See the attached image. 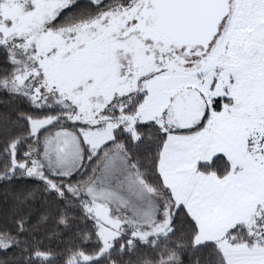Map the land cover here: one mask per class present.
<instances>
[{
  "label": "snow or ice",
  "instance_id": "snow-or-ice-1",
  "mask_svg": "<svg viewBox=\"0 0 264 264\" xmlns=\"http://www.w3.org/2000/svg\"><path fill=\"white\" fill-rule=\"evenodd\" d=\"M0 264H264V0H0Z\"/></svg>",
  "mask_w": 264,
  "mask_h": 264
}]
</instances>
